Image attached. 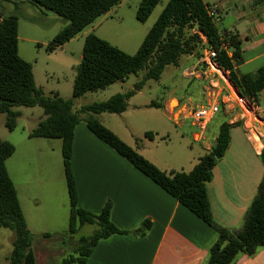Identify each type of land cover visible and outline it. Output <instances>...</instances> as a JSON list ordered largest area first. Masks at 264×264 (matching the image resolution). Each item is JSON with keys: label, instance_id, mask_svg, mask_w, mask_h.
<instances>
[{"label": "trees", "instance_id": "16d2710c", "mask_svg": "<svg viewBox=\"0 0 264 264\" xmlns=\"http://www.w3.org/2000/svg\"><path fill=\"white\" fill-rule=\"evenodd\" d=\"M27 1L39 9L54 13L67 23L50 42L48 49L53 50L75 38L122 0ZM160 1L140 0L136 19L145 22ZM208 47L216 51L219 66L227 72V79L238 94L257 102L258 95L264 90V66L253 74L238 72L237 67L243 61L238 35L231 32L221 35L208 17L202 0H169L132 55L94 34L85 37L82 57L75 69L72 99L103 90L116 82L124 83L129 75H138L139 72H143V75L132 89L73 112L72 99H64L57 93L51 98L45 97L36 87L31 64L18 55L17 18L14 15L0 18V114L6 117L5 127L10 131L15 129L16 120L20 117V112L15 110L17 107L38 106L42 109L44 117L28 137L61 141L69 199L67 231L74 235L84 225H96L98 228L91 236L79 240L77 256L64 258L60 264H86L92 248L99 241L113 235L142 237L151 226L146 220L134 231L118 229L110 219V201L99 213H91L77 206L71 152L74 129L81 120L95 137L215 229L218 237L209 248L204 264H235L241 256L253 257L264 249V176L241 226L235 230L215 223L207 198L206 183L212 178L213 168L225 155L230 145L231 128L237 123H222L210 150L198 159L189 172H184L158 169L98 119L103 113L119 115L125 112L127 101L141 91L147 81H158L166 67H177L182 57L198 58ZM150 107L160 108L158 104H150ZM80 114L86 116L81 119ZM144 137L152 139L153 134L146 132ZM14 151L11 143L0 140V228L14 233L8 264H33L30 257L33 236L27 229L17 192L5 166ZM259 158L264 168V140ZM44 237L49 236L45 234Z\"/></svg>", "mask_w": 264, "mask_h": 264}, {"label": "crops", "instance_id": "0c3cea01", "mask_svg": "<svg viewBox=\"0 0 264 264\" xmlns=\"http://www.w3.org/2000/svg\"><path fill=\"white\" fill-rule=\"evenodd\" d=\"M126 1L122 0L102 18L106 19ZM218 8L221 21L216 27L219 33L237 34L241 42L243 61L237 67L238 72L255 73L264 66V0H222ZM93 24L88 26L91 29L86 32L85 37L93 34ZM69 42L62 45L60 50ZM140 44L141 41L137 44V49ZM81 57L82 54L79 60ZM196 59L193 56L185 57L181 76L188 79L189 85L196 81L197 94L190 91L187 97H183L177 95L175 89L168 90L162 93L157 101H150L146 105L158 111L154 118L157 125L155 129H150L155 131H144L139 136L126 125L127 134L130 136L128 138L131 140L127 142L117 130L107 127L158 169L189 172L215 143L220 125L224 122L230 125L237 123L231 128L230 145L225 155L213 168L212 178L206 183L213 220L223 228L235 230L241 226L264 176V168L259 158L263 140L260 146L249 140L240 121V110L234 103L220 104L202 138L195 139L196 128L190 118V111L193 108L221 103L226 97H232L231 93L234 91L228 82L226 86L219 80V87L213 90L206 86L205 80L200 76L191 79L184 77L183 72L194 65ZM193 95L198 98L196 103L191 101ZM256 103L264 108V90L258 95ZM150 104H158L160 108L150 107ZM128 106L127 101L125 112ZM261 118L264 120V117ZM171 124L177 126L182 136L186 125L192 130L190 137L197 145L199 154L189 169H183L181 165L178 166L159 153L162 151L161 143L165 144L166 139H169L168 125ZM253 124L257 131L264 135V124L256 122ZM24 132L18 143H12L15 151L6 160L5 166L17 192L27 229L31 231L32 226L42 223L45 228L47 224L54 222L52 215L56 216V220L59 218V221L68 222L69 199L68 195L62 192V183L65 182L62 156L61 166L58 160L55 161V168L51 170L49 179L50 183L57 187L58 192L31 190L34 187V180L38 187L43 188L46 185V178L32 176L29 179L28 175H24L21 186L27 189L28 193L23 194V202L20 199L14 178L21 180L22 162H27L28 150L43 145V142H40L43 138H29L28 134L31 131ZM146 132H151L153 138H145ZM55 147L61 154V142L59 147L58 144ZM23 155L25 159H22ZM71 170L79 208L99 213L105 203L110 201L111 222L124 231H134L146 220L151 223L149 231L142 237L113 235L99 241L92 248L86 264H204L209 248L218 237L215 229L100 141L86 126L77 125L74 129ZM235 264H264V249L253 257L241 256Z\"/></svg>", "mask_w": 264, "mask_h": 264}, {"label": "rangeland", "instance_id": "374dc122", "mask_svg": "<svg viewBox=\"0 0 264 264\" xmlns=\"http://www.w3.org/2000/svg\"><path fill=\"white\" fill-rule=\"evenodd\" d=\"M139 1L127 0L120 8L112 11L106 19L102 17L96 19L94 24L92 23L93 34L127 54H134L137 44L142 42L169 0H161L143 23L136 19ZM9 15L17 18L18 55L31 64L36 87L45 97L51 98L57 93L64 99H72L75 69L80 62L85 34L91 27H86L62 50L60 47L49 50L48 46L53 37L67 25L62 18L50 11L39 9L27 0H0V18ZM184 59L183 57L180 59L177 67H166L158 81H147L141 92L128 100L129 106L123 115L103 113L98 116L100 122L106 127L117 130L127 142L131 140L128 138L130 136L127 134L126 125L139 136L144 131H155L150 129H155L157 125L154 118L158 115V111L146 106L150 101H157L162 93L173 89L177 95L183 97H187L190 91L197 94L196 81H192L189 85L188 79L181 76ZM142 75L143 72H139L138 75H129L124 83L116 82L103 90L86 93L82 97L72 99L73 112H78L83 106L106 101L117 93L132 89ZM197 99L194 95L191 96L192 103H196ZM15 110L20 112V117L16 120V127L12 131L5 127V115L0 114V140L11 144L18 143L19 139L24 136V131L35 129L37 123L44 117L42 109L38 106L17 107ZM85 116L80 114L81 119ZM78 126L85 127V124L81 120ZM191 131L186 125L182 136L175 124L168 125L169 139H166L165 144L161 143L162 151L159 152L162 157L175 162L178 166L181 165L183 169H189L199 154L197 145L191 140ZM40 142H43L42 146L28 150V160L22 162L21 180L14 178L22 202L23 194L28 193V190L21 186L24 175H28L29 179L32 176L40 179L46 178V185L43 188L38 187L34 180L36 184L33 183L34 187L31 190L36 189L37 192L42 189L45 193L58 192L57 187L52 185L49 179L51 170L55 168V161L58 160L61 166V154L55 147L57 144L59 147L61 141L41 139ZM24 156L22 159H25ZM62 192L67 194L65 182L62 183ZM23 207H25L24 204ZM52 218L54 222L47 224L45 228L42 226L43 223L31 228L33 243L30 257L33 259V264H60L64 258L77 256L76 249L80 244L79 240L91 236L98 229L96 225H84L76 234L70 235L67 231L68 222L66 220L59 221L58 216L56 220L55 215H52ZM45 234L49 237H44ZM13 239L14 233L11 230L0 228V264H8Z\"/></svg>", "mask_w": 264, "mask_h": 264}, {"label": "built area", "instance_id": "2783aa9c", "mask_svg": "<svg viewBox=\"0 0 264 264\" xmlns=\"http://www.w3.org/2000/svg\"><path fill=\"white\" fill-rule=\"evenodd\" d=\"M206 13L214 25H218L221 21V16L218 8V4L222 0H202ZM224 32L220 33L221 35ZM204 40V37L201 36ZM227 72L223 71L217 62V53L211 48H205L201 55L196 59V63L190 68L183 72V76L186 78H194L200 76L206 82V86L210 89H217L219 87L218 81H222L226 86L229 83L227 79ZM232 86V85H231ZM234 87L232 86V89ZM231 95L232 97H226L221 103H216L213 105L203 106L193 108L190 111V118L194 127L196 128L195 139L199 140L205 133L208 123L213 118V116L218 112L220 104L229 105L234 103V105L239 108L241 113V123L247 134L249 140L258 146L261 145L262 140H264V135H261L253 122L264 124V108L259 107L258 104L253 99H247L240 96L237 90L234 88Z\"/></svg>", "mask_w": 264, "mask_h": 264}]
</instances>
